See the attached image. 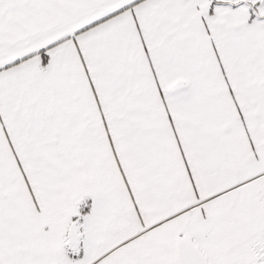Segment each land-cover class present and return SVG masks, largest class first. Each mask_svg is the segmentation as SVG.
Wrapping results in <instances>:
<instances>
[{"label": "snow or ice", "instance_id": "obj_1", "mask_svg": "<svg viewBox=\"0 0 264 264\" xmlns=\"http://www.w3.org/2000/svg\"><path fill=\"white\" fill-rule=\"evenodd\" d=\"M0 264H264V0H0Z\"/></svg>", "mask_w": 264, "mask_h": 264}]
</instances>
